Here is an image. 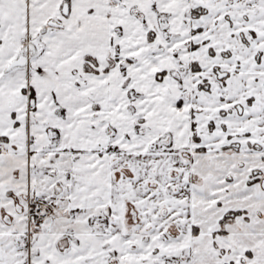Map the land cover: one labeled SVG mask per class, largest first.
Wrapping results in <instances>:
<instances>
[{
    "label": "snow or ice",
    "instance_id": "obj_1",
    "mask_svg": "<svg viewBox=\"0 0 264 264\" xmlns=\"http://www.w3.org/2000/svg\"><path fill=\"white\" fill-rule=\"evenodd\" d=\"M0 264H264V0H0Z\"/></svg>",
    "mask_w": 264,
    "mask_h": 264
}]
</instances>
